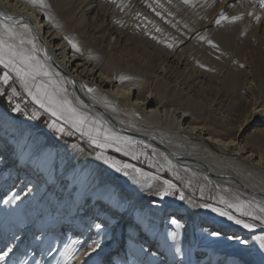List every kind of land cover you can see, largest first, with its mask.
I'll return each mask as SVG.
<instances>
[{
    "label": "bare ground",
    "instance_id": "bare-ground-1",
    "mask_svg": "<svg viewBox=\"0 0 264 264\" xmlns=\"http://www.w3.org/2000/svg\"><path fill=\"white\" fill-rule=\"evenodd\" d=\"M43 5L0 0V20L16 34L9 39L0 28V35L34 55L50 73L38 82L62 88L88 125L78 131L52 116L20 81L48 127L37 115L17 119L0 103V252H8L0 264H264V223L220 202L264 206L260 0ZM222 14L240 18L216 23ZM204 85L211 93L200 100ZM220 97L232 102L237 125L229 126ZM53 122L78 140L54 134ZM96 127L130 143L100 148L84 134ZM141 157L147 165L138 164ZM122 164L134 167L118 170ZM182 177L184 189L177 184ZM165 181L175 186L169 193L183 194V208L156 194ZM204 204L256 226L243 228Z\"/></svg>",
    "mask_w": 264,
    "mask_h": 264
},
{
    "label": "snow or ice",
    "instance_id": "snow-or-ice-1",
    "mask_svg": "<svg viewBox=\"0 0 264 264\" xmlns=\"http://www.w3.org/2000/svg\"><path fill=\"white\" fill-rule=\"evenodd\" d=\"M32 3H36L37 0H30ZM41 7H43V0H39ZM188 0H185L187 3ZM261 7H264V0H260ZM240 17L233 16L231 18L221 15L220 19L216 21V23H220V20H228L236 21ZM5 19L11 20L12 17H6ZM22 27L27 28V25H22ZM0 28L4 29L3 35H7L9 39L15 37V31L11 25H7L4 23V20H0ZM3 35H0V64L4 66L5 69H10L12 73L15 74L17 79L20 81L22 86L24 87L25 91L28 92L29 96L33 99V101L38 104L41 108L45 109V111L50 112L52 116H59L61 118H65L66 122L72 123V126L76 128L78 131L82 130L84 127L88 125V120L85 116L80 114L75 108H72L70 102L65 99L60 93L63 91L62 88H56L54 90H49L50 84L52 83L49 80L48 83L38 82L39 76L49 77L50 73L44 69L43 65L39 63V61L35 60L34 55L32 54H25L21 50H19L15 44L9 43L3 38ZM66 40L72 47L79 51V48L75 43H73L68 37H65ZM204 39V37H201ZM23 43V41H21ZM32 43V41H29ZM208 43H212L208 41ZM171 47V45H169ZM33 50H35V45L33 44ZM243 67V65H241ZM10 75L8 71H5L3 75H0V81L4 84H8L10 80ZM123 79V78H122ZM89 92L92 89H88ZM15 94V90H13ZM13 111H20L19 105H16L13 108ZM35 116L36 113H33ZM99 123V122H95ZM50 127L54 128L58 133L64 132V128L62 126H57L55 122L49 125ZM92 131H95L97 135H92ZM88 135L91 142L96 144L100 148L104 147H111L113 144L120 145L123 143H130L126 138L119 137L117 134L110 132L107 129H101L96 127L95 129H90L89 131L84 133ZM103 135V142L100 141L99 135ZM117 151H120L121 148L117 146ZM127 154V153H126ZM100 154H98L99 156ZM106 162H108L106 160ZM113 167H116V164H112ZM130 167H134L128 164H122L118 170L128 169ZM136 172H140V169H135ZM128 173L125 172V175ZM166 188L164 191L157 192V195L165 196L169 194V190L174 188L175 186L172 185L171 181H165ZM180 199H184L183 194H181ZM222 204H226L227 208L235 209L236 212L240 213L241 216L251 217L253 220L260 221V223H264V206L260 205H251V203H245L243 201L237 202H228L223 198L220 201ZM202 207L210 208L211 211L217 212L220 216L227 217L228 220L234 221L237 225H242L243 228L251 229L254 228L256 225L253 223H248L243 219L237 218L231 212L225 211L221 208L213 207L210 204L201 205ZM253 207L259 210L260 214H255ZM99 227V225H97ZM212 235H219V233H212ZM246 243V241L244 242ZM259 247L264 249V238L259 240ZM90 251H85L82 255L87 257L90 254ZM8 255V252H0V262L4 260V258Z\"/></svg>",
    "mask_w": 264,
    "mask_h": 264
},
{
    "label": "rangeland",
    "instance_id": "rangeland-1",
    "mask_svg": "<svg viewBox=\"0 0 264 264\" xmlns=\"http://www.w3.org/2000/svg\"><path fill=\"white\" fill-rule=\"evenodd\" d=\"M205 3L208 4V0H205ZM190 67V66H188ZM3 69L0 67V75H3ZM220 86V85H219ZM205 87V85H204ZM13 90H15V94L13 93ZM210 91L208 89H200L197 92V96L200 100H205L207 97H209L210 95ZM222 96V95H220ZM218 101H221V106H223V108L226 110V113L228 114V120H229V126L232 125L233 123H235V125H237V118H236V112L233 109L232 106V102L228 99V101L226 99H224V97H220L218 99ZM0 103L2 104L3 108H5L7 111H9L10 113L13 114V117L17 118V119H23L31 114H33L34 112H37L36 115L37 117V122L41 127H48L49 124V119L48 116L43 112L39 110H34L33 108H35L34 103H32V101L30 99L27 98L26 93H24L19 80L17 79V77L13 76L10 78L8 84H4L2 81H0ZM19 105L20 107V111H13V108ZM239 120V118H238ZM260 127H262V129H264V124H260L258 125ZM254 128H256L257 126H253ZM54 134H57L56 130H52ZM249 131H246V134ZM245 133V132H244ZM61 136H63L65 138V141L68 142H73L75 141L74 138L77 139L76 136H74L73 132L65 129L64 132L60 133ZM84 146H86V143H84ZM149 152H151V150L148 149ZM138 164L141 165H147V159H144L143 157L138 159ZM166 174H168V172H166ZM118 177H120V174H117ZM185 182V183H184ZM186 178L182 177L180 179L177 180V184L179 187H182L183 189L186 188ZM185 186V187H184ZM194 192V193H192ZM191 194H196L197 191L196 189L190 190ZM180 191L176 188L174 189L171 193H169L168 195H166V199L168 200V206L179 209V208H183L184 204L186 203V199H180ZM155 198L151 197L148 198V203L153 201ZM130 219V218H129ZM129 219L127 218L125 223L123 224V226H127L128 225V221ZM135 223V222H133ZM129 226V225H128ZM122 231H125L123 228L121 229Z\"/></svg>",
    "mask_w": 264,
    "mask_h": 264
}]
</instances>
